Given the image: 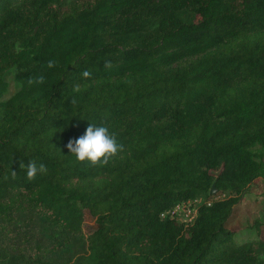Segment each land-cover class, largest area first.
Instances as JSON below:
<instances>
[{"label": "trees", "instance_id": "obj_1", "mask_svg": "<svg viewBox=\"0 0 264 264\" xmlns=\"http://www.w3.org/2000/svg\"><path fill=\"white\" fill-rule=\"evenodd\" d=\"M91 123L124 146L106 166L66 147ZM255 201L264 0H0V264H264V237L232 228Z\"/></svg>", "mask_w": 264, "mask_h": 264}, {"label": "clouds", "instance_id": "obj_2", "mask_svg": "<svg viewBox=\"0 0 264 264\" xmlns=\"http://www.w3.org/2000/svg\"><path fill=\"white\" fill-rule=\"evenodd\" d=\"M53 60L47 61V67L49 69L55 67ZM105 67H111L110 63H105ZM91 73L87 70L82 72V77L89 78ZM45 77L40 75L36 78L29 77L28 83L31 84H43ZM75 103V100H73ZM70 151L71 156H74L77 162L87 163L93 167L106 166L109 162L123 151V145L119 144L114 134L106 125L97 126L91 123L86 129V133L79 137L69 141L66 145ZM20 169L26 170V177L29 180H34L38 174H44L47 172V167L44 163H39L35 160H31L27 165L23 161H20ZM16 171H12V178L15 179Z\"/></svg>", "mask_w": 264, "mask_h": 264}, {"label": "rangeland", "instance_id": "obj_3", "mask_svg": "<svg viewBox=\"0 0 264 264\" xmlns=\"http://www.w3.org/2000/svg\"><path fill=\"white\" fill-rule=\"evenodd\" d=\"M15 73H10L8 75V79L10 80V87L7 93L4 97H9L12 95L18 88V84L16 80L14 79ZM251 198H254V194L250 195ZM202 199V198H201ZM248 200V198L245 199V201ZM199 202V201H198ZM198 202H193L192 206H195L198 204ZM193 211L190 212V214H186L183 211L180 212V215L183 219L189 221L192 218ZM264 212L261 208V205L259 202H253L249 206H242L240 209L236 220L232 224V228L237 229L238 231V239H250V238H257V237H264V226L257 227L254 226V220L258 216H263ZM43 226V223L41 221L36 222L33 226V230H37ZM97 223L95 221V217H93L90 213H86L85 221H84V229L86 231H91L94 228H96ZM56 259L58 261H64L70 254H72L71 251H60L55 252ZM54 256H51L50 258H53Z\"/></svg>", "mask_w": 264, "mask_h": 264}, {"label": "built area", "instance_id": "obj_4", "mask_svg": "<svg viewBox=\"0 0 264 264\" xmlns=\"http://www.w3.org/2000/svg\"><path fill=\"white\" fill-rule=\"evenodd\" d=\"M202 200H203V198L201 199V197H199V198L188 199V200H184V201L178 202V203H176L173 206V208L171 209V212L174 213V214H178L179 217L181 219H183L181 217V215H180L181 211H183L186 214H190V212L193 211L192 218L189 220V221H191V220H193L196 217L197 212H198V206H197L198 204L195 205V206H192L193 202H195V201L196 202H198V201L201 202ZM162 214L165 215V212H163ZM183 220H185V219H183Z\"/></svg>", "mask_w": 264, "mask_h": 264}, {"label": "water", "instance_id": "obj_5", "mask_svg": "<svg viewBox=\"0 0 264 264\" xmlns=\"http://www.w3.org/2000/svg\"><path fill=\"white\" fill-rule=\"evenodd\" d=\"M215 184L213 185L212 189H211V192H213L215 190Z\"/></svg>", "mask_w": 264, "mask_h": 264}]
</instances>
